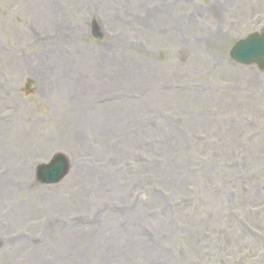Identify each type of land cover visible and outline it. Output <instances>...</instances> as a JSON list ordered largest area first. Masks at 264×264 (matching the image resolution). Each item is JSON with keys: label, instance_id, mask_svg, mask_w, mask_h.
Masks as SVG:
<instances>
[{"label": "rangeland", "instance_id": "rangeland-1", "mask_svg": "<svg viewBox=\"0 0 264 264\" xmlns=\"http://www.w3.org/2000/svg\"><path fill=\"white\" fill-rule=\"evenodd\" d=\"M263 29L264 0H0V264H264V71L228 56Z\"/></svg>", "mask_w": 264, "mask_h": 264}, {"label": "water", "instance_id": "water-1", "mask_svg": "<svg viewBox=\"0 0 264 264\" xmlns=\"http://www.w3.org/2000/svg\"><path fill=\"white\" fill-rule=\"evenodd\" d=\"M98 33V27L93 21L92 35L97 37ZM229 55L239 63H254L264 69V30L238 40L230 49ZM68 170V160L62 154H56L49 163L37 166V178L40 183L54 184L59 182Z\"/></svg>", "mask_w": 264, "mask_h": 264}]
</instances>
